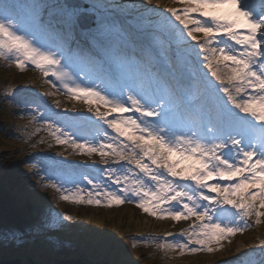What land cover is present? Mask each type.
<instances>
[{
    "label": "snow or ice",
    "instance_id": "obj_1",
    "mask_svg": "<svg viewBox=\"0 0 264 264\" xmlns=\"http://www.w3.org/2000/svg\"><path fill=\"white\" fill-rule=\"evenodd\" d=\"M173 2L180 7L145 9L151 15L133 24L107 0H0V59L39 70L57 92L87 105L89 115L73 107L75 115L56 113L55 120L39 104L22 109L30 123L47 121L41 127L57 144L98 154L105 166L93 164V176L49 158L42 162L53 172L42 177L45 188L63 201L129 203L157 219L191 221L177 234L131 237L133 248L212 254L264 223V0ZM71 220L51 212L34 228L5 230L0 240L19 246ZM257 247L236 264H264V239Z\"/></svg>",
    "mask_w": 264,
    "mask_h": 264
},
{
    "label": "trees",
    "instance_id": "obj_2",
    "mask_svg": "<svg viewBox=\"0 0 264 264\" xmlns=\"http://www.w3.org/2000/svg\"><path fill=\"white\" fill-rule=\"evenodd\" d=\"M57 1L63 3L66 0H53V3ZM86 1L89 4L92 2V0ZM107 2L114 7L122 6L118 9L114 8L116 15L121 20L133 24L140 15H151L145 9L155 8V11H162L160 10L162 5H165L164 10L175 5L173 0H168L164 4L163 0H150V3L145 0H107ZM24 73L25 75L22 78L19 77L20 79L14 76L18 74L17 72L7 75V78L4 77L3 87L6 91L0 94V234L7 229L25 231L34 228L41 224L51 212L65 215L66 211V215L71 216L72 220L66 222L65 226L60 229L29 236L26 242L19 246L5 244L0 240V264L12 259H20L21 263L27 264L28 258L37 264H52V261L50 263L46 261L49 258H54L55 261L57 259H80L87 264H116L118 260L114 253L111 257L106 255L111 243L102 241L111 240V238H107V234L102 238L100 233L103 232L96 228L97 223L104 222L106 216H114L112 220H108V223L116 221L115 224L120 227L121 233L128 231V233L121 234L120 238L125 239L122 240L124 242L122 249L129 253L130 264H188L187 262L193 259L196 264H236L235 258L242 252L252 249L259 251L257 246L261 239H264V223L253 226L242 234L237 233L232 243L222 251L223 254L212 258L211 261H203L201 258L209 255L207 253L184 256L173 252L165 254L154 244L145 246L141 243L133 248L131 237H164L151 232L150 215L129 207L124 217L107 213L102 220L103 215L97 213L92 208L93 205L81 204L79 206L73 201H63L53 188H45L43 184L47 181L42 180V177L52 175L53 172L51 169L48 172L43 171L42 162H50L49 158L64 160L67 164H78L80 165L79 172L93 176L97 173L92 167L95 163L87 154L76 153L68 144L56 143L47 128L41 127L47 123L45 120L30 123L29 116L23 115L22 118V109L28 111L31 109L23 106L17 98L19 101L25 99L36 101L37 95L45 92L47 87L40 72ZM17 82L21 84V88L17 86ZM10 92H14V95L7 94ZM38 104L45 106L42 102ZM37 128L40 130L36 131ZM59 153H63V156H59ZM33 164L37 165V168H32ZM96 167L102 168L99 165ZM37 171L39 175L36 174ZM138 219L145 221L146 226H143L145 230H142L144 234L134 233L140 228L137 224ZM82 225L86 227V231L81 229ZM89 227L91 229H87ZM108 234L112 236V232ZM168 239L172 240V237ZM237 248H240L241 252H237Z\"/></svg>",
    "mask_w": 264,
    "mask_h": 264
},
{
    "label": "rangeland",
    "instance_id": "obj_3",
    "mask_svg": "<svg viewBox=\"0 0 264 264\" xmlns=\"http://www.w3.org/2000/svg\"><path fill=\"white\" fill-rule=\"evenodd\" d=\"M122 1H124V0H122ZM21 2L23 3L24 0H21ZM154 6H157V5H154ZM164 7H165V5H162L161 6V10H163ZM171 7H180V5L178 3H175V5L171 6ZM34 70L35 69H33L31 66H29L26 70L21 71L18 68H16L14 65L10 67L8 65L7 61L0 59V94H4L5 91H6L4 89V87H3V85L5 84V80H3L4 77L7 78V75H13L14 72H17L18 74H15L14 76L18 77V79H20V78H22L25 75L24 72H29V71H34ZM44 80H45V78H44ZM17 86L19 88H21V84L19 82H17ZM49 91L55 93V95L44 96L43 93H42V95H38L37 96V99L42 98L44 100V104L46 106H48L49 109H52V110H57V109L63 110V111H65V113H64L65 116H73L72 114L74 112L71 111L73 109V103H74L73 100L69 99L68 96L63 95L60 92H57L55 88H52L51 85L48 84L44 93L49 92ZM37 99H36V101H38ZM31 100H33V99H31ZM56 100L60 101V107L59 108L55 107V103L54 102ZM36 101H35V105H37ZM30 104H33V103L31 102ZM75 114L76 113H74V115ZM108 131L111 132V130H108ZM83 135H87V134L83 133ZM83 135H81V136H83ZM92 155H93V159H95L97 154H92ZM93 206L94 207H92V208H94L97 211V213L103 215L102 216V220L104 219V216L107 215V213L124 217L128 207H133V208L139 209L134 204H129V203H125V204L120 205V206H112V207L95 206V205H93ZM56 213H58V212H56ZM66 214L67 213L65 211V215ZM113 217L106 216L105 219H104V222L103 221H101V222L99 221L100 223H97L98 226L96 228L103 232V233H100L102 238L106 234H107L106 235L107 238H111V240H102V241H109L111 243V246H110V248H109V250H108L106 255H109V257H111L112 253H114L115 254V258L118 260V263L116 262V264H130L129 263V259H130L129 253L126 252L124 249H122L123 244H124V242L122 240H125V239L124 238H120L121 234L128 233V231L123 229L125 231H122V233H121L120 232V227H118L115 224L116 221L113 222V223H108V220H112ZM134 219L136 221L137 218L135 217ZM190 223H191V221L175 222V221H172L171 219H159L154 225H151L149 227L152 228L151 232L154 235H163V236H165V234L168 233V232H171L173 234H177L182 229H187L189 227ZM137 224L140 226V228L136 229L134 233H136V234H144V232L142 230H145V227H143V226H146L145 221H142V220L138 219V223ZM114 225H115V227H114ZM81 229L86 231V227L84 225H82ZM87 229H91V228L89 227ZM146 229H148V228H146ZM108 232H112V236H110L108 234ZM97 235H99V234H97ZM232 238H234V237H232ZM232 238H230L231 243L233 241ZM231 243H229L228 240L223 241V248L221 250L216 251V252H214L212 254H209V255L202 256L201 257L202 260L203 261H207V260L211 261L212 258L218 257L220 254H223L222 251L225 250L228 247V245H230ZM98 258H102V257H98ZM104 259H106V257ZM46 261H48L49 263L52 261L54 263L55 259L54 258H49V259H46ZM187 263L188 264H196L195 263V259H193V261H188ZM22 264H25V263H22Z\"/></svg>",
    "mask_w": 264,
    "mask_h": 264
},
{
    "label": "water",
    "instance_id": "obj_4",
    "mask_svg": "<svg viewBox=\"0 0 264 264\" xmlns=\"http://www.w3.org/2000/svg\"><path fill=\"white\" fill-rule=\"evenodd\" d=\"M68 4H74V5H79V6H87V4L83 3L80 0H71L68 2ZM89 21H91V17L88 18ZM28 264H37L36 262H34L31 258H28L27 260ZM3 264H22L20 259H12V260H8L3 262ZM52 264H87L85 262H83L80 259H57L54 263Z\"/></svg>",
    "mask_w": 264,
    "mask_h": 264
}]
</instances>
